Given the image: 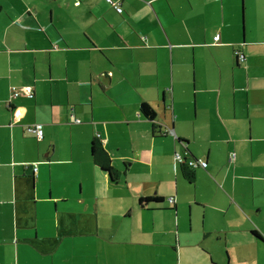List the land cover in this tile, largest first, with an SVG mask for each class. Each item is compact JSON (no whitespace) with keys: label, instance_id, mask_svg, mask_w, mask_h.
<instances>
[{"label":"crops","instance_id":"0c3cea01","mask_svg":"<svg viewBox=\"0 0 264 264\" xmlns=\"http://www.w3.org/2000/svg\"><path fill=\"white\" fill-rule=\"evenodd\" d=\"M113 2L0 0V264H264V0Z\"/></svg>","mask_w":264,"mask_h":264},{"label":"trees","instance_id":"16d2710c","mask_svg":"<svg viewBox=\"0 0 264 264\" xmlns=\"http://www.w3.org/2000/svg\"><path fill=\"white\" fill-rule=\"evenodd\" d=\"M0 9H1V7H0ZM142 110H143V113L145 114L146 117H148L151 120L155 119V112L149 105L144 104ZM93 158H94L95 163L101 169H103L105 172L110 174L111 178L114 181L117 179L118 174L111 164V158L107 154V152L104 150L102 144L99 142L95 143V145L93 147ZM186 175H187L188 179H192V175L190 173L186 172ZM254 234L258 238L264 240V238L260 234H258L257 232H254Z\"/></svg>","mask_w":264,"mask_h":264},{"label":"built area","instance_id":"2783aa9c","mask_svg":"<svg viewBox=\"0 0 264 264\" xmlns=\"http://www.w3.org/2000/svg\"><path fill=\"white\" fill-rule=\"evenodd\" d=\"M107 2L112 4L117 9L119 14L123 13V8L121 7V4H117L116 2H113V0H107ZM239 55H241V54L239 53ZM239 59L241 61H244L245 57L243 55H241V56H239ZM31 94H33V93H31ZM35 132L38 135L39 139H43V131H42L41 127H37ZM167 134H171L172 135L174 133H173L172 130L168 129L167 130ZM235 158H236V155H233L232 156V160L234 161ZM176 161L178 163H180V164H186L192 170H196L198 168L207 169V167H208V163L207 162H203V161H200V160H194V161L186 162V160L180 154H176ZM168 201H169V203L171 205H175V203H176L175 198H170Z\"/></svg>","mask_w":264,"mask_h":264},{"label":"rangeland","instance_id":"374dc122","mask_svg":"<svg viewBox=\"0 0 264 264\" xmlns=\"http://www.w3.org/2000/svg\"><path fill=\"white\" fill-rule=\"evenodd\" d=\"M183 261H184V264H186V263L188 264V262H189V258L185 254L183 255ZM171 264H173V262Z\"/></svg>","mask_w":264,"mask_h":264}]
</instances>
